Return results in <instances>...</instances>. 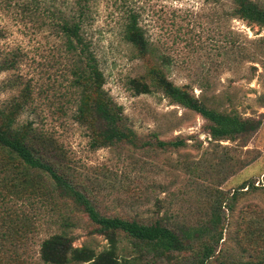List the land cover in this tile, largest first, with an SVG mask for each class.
<instances>
[{
  "label": "rangeland",
  "instance_id": "obj_1",
  "mask_svg": "<svg viewBox=\"0 0 264 264\" xmlns=\"http://www.w3.org/2000/svg\"><path fill=\"white\" fill-rule=\"evenodd\" d=\"M256 1L264 6V0ZM73 7L74 0H0V107L29 84L31 99L19 121L32 122L42 134L36 135L41 151L101 214L159 219L177 231L202 228L212 203L221 194H234L233 210L220 212L225 228L210 264L264 255V29L233 16L231 0H88L83 29L104 74L103 88L120 106L122 125L135 133L131 144L93 148L90 131L73 119L77 97L68 87V59L52 23ZM131 10L152 54L140 56L123 36ZM152 66L210 106L262 124L247 136L213 140L202 116L160 89L136 92L132 81L150 83ZM177 139L185 145H155ZM25 174L38 181L36 191L30 194L29 181L22 182L18 190L26 203L7 204L14 202L19 214L32 217L36 229L1 239L6 228L0 219V264H46L40 244L57 233L96 252L107 246L106 237L94 232L87 214L53 187L50 177L36 170ZM28 195L32 203L24 199ZM130 250L122 239L120 253Z\"/></svg>",
  "mask_w": 264,
  "mask_h": 264
},
{
  "label": "trees",
  "instance_id": "obj_2",
  "mask_svg": "<svg viewBox=\"0 0 264 264\" xmlns=\"http://www.w3.org/2000/svg\"><path fill=\"white\" fill-rule=\"evenodd\" d=\"M74 1L75 8H72V12L59 14L58 20L52 22L63 39V49L68 59V87L77 97L73 119L90 131L93 148L117 145L121 142L131 144L135 142V133L122 125L120 106L105 92L104 74L83 29V22L88 14V0ZM231 3L233 16L264 29V6L259 2L231 0ZM50 14L53 18L56 16L51 10ZM123 36L140 56L153 53L139 24L138 14L132 10L127 14ZM148 76L150 83L137 79L132 81L137 93H148L151 86L160 89L173 103L202 116L206 121L207 133L213 140H233L247 136L256 131L263 122L259 118H244L238 113L210 106L185 86L174 84L159 68H150ZM31 91L29 84H25L18 97L0 107V219L2 226L6 228L1 234V239L36 229L32 217L23 211L19 214L13 207L14 202L24 197L18 187L22 182L29 181L25 173L36 170L50 177L53 187H58L64 197H70L87 214L88 219L95 225L94 232L104 235L107 239V246L96 252L86 245L73 246L71 238L64 233L50 235L42 240L39 249L40 259L46 264H210L213 257L217 259L218 252L215 248L222 240L225 228L220 212L224 214L225 210H233L234 194H221V197L212 203L209 218L202 228L177 231L159 219L140 221L135 218L101 214L85 192L73 187L59 172L58 166L41 151L38 136L42 138V134L35 131L32 122L19 121V115L25 110L28 99H31ZM45 91L40 88L39 95L47 99ZM260 100L264 105L263 96H260ZM56 109L62 111V106ZM155 145L159 148L180 147L184 146L185 142L177 139L157 141ZM37 183L36 179L29 181L32 186L30 194L36 191ZM260 185L264 192V181ZM3 187L5 191L2 190ZM244 187L246 186L240 188ZM24 199L32 203L29 195ZM9 201L14 202L9 205ZM21 201L20 205L23 206L26 202ZM201 230L208 234L205 238H199L198 231L201 235ZM193 238L196 239L194 245L191 241ZM122 239L129 242L130 255L120 253ZM239 261L242 262L233 260V264H264V255L258 256L256 260Z\"/></svg>",
  "mask_w": 264,
  "mask_h": 264
}]
</instances>
